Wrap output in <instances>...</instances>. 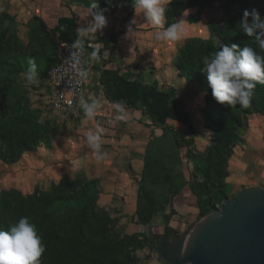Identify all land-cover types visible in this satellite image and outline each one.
<instances>
[{
    "label": "rangeland",
    "instance_id": "rangeland-1",
    "mask_svg": "<svg viewBox=\"0 0 264 264\" xmlns=\"http://www.w3.org/2000/svg\"><path fill=\"white\" fill-rule=\"evenodd\" d=\"M173 1L185 3L188 0H165L166 13ZM131 2L134 5V0ZM60 5L63 12L65 4ZM41 7L39 0H0V92L7 86L0 105V123L10 118H23L28 126L25 137L37 140L30 150L18 148L13 151L10 163L0 160V197L6 192H15L22 197L35 194L39 200L64 197V184L59 185L65 180L75 191L73 200L56 206L52 222L44 233H51L49 229H56L58 225L68 228L70 222L82 219L92 228L87 245L89 259L84 264H154L156 261L165 264L159 259L160 254H165V242L152 238L149 229L140 225L139 213L129 208L126 197L112 194L113 187L104 188L93 167L86 168L82 163L83 152L82 155L78 153L81 121L68 120L53 112L47 104V74L55 63L56 50L51 36L40 29L37 14ZM186 11L188 13L184 11L183 14L189 15V26L197 23L201 34L184 39L174 61L181 50L190 49V45L197 59L204 58L209 46L216 51L224 41L237 36L232 33V28L243 32L237 19L233 18L232 27L226 22L232 12L239 11L234 0H214L210 5L195 6ZM171 23L166 17L164 28ZM205 44L207 49L202 47ZM199 51L201 55H198ZM29 60L35 61L37 84L26 81L31 68ZM169 65L166 63V67L172 69ZM179 79L178 90L188 93L192 102L196 101L200 114L197 117L199 126L184 136L190 145L182 149L186 154L189 151L191 157L186 159L193 189L205 193V201L215 204V210L242 192L264 189V115L252 113L240 118V127L236 131L231 132L229 126H224L217 134L215 121L218 120L208 122L205 119V124L206 115H201L206 91L192 77L179 76ZM190 86L198 92L191 93ZM192 112V109L187 111L189 116ZM18 120L13 128L15 131L19 129ZM34 130L37 134H30ZM132 174L135 173L132 171ZM115 184L114 187L119 182ZM78 190L84 193H77ZM83 210L85 212L81 214ZM11 216H1L2 223L9 224L7 228L13 223ZM178 239V235L170 239L173 246Z\"/></svg>",
    "mask_w": 264,
    "mask_h": 264
},
{
    "label": "crops",
    "instance_id": "crops-1",
    "mask_svg": "<svg viewBox=\"0 0 264 264\" xmlns=\"http://www.w3.org/2000/svg\"><path fill=\"white\" fill-rule=\"evenodd\" d=\"M39 1L42 7L37 17L49 31L58 28L68 44L74 45L80 38L77 29L87 28L92 21L88 9L93 0ZM131 1L95 0L98 8L94 11H103L108 22L82 38L90 62L84 100L91 103L94 98L101 107L92 120H86L80 108L78 153L83 152L82 163L93 167L104 188L113 187L112 194L126 197L152 238L159 242L166 237L172 246L170 239L186 234L199 216L189 186L186 152L176 148L173 133H192L199 126L200 114L196 101L178 90L181 81L174 58L183 40L199 36L201 30L197 23L189 26V15L183 14L178 19L186 21L185 38L179 43L159 41L157 30L143 12H136ZM60 4H65L63 12ZM97 46L98 59L93 60L90 53ZM189 88L193 94L198 92ZM116 103L121 104L124 120L116 119L121 114ZM98 124L103 132L97 152L88 145L86 134L95 132ZM96 155L103 157L101 163L96 162ZM116 181L119 184L114 187Z\"/></svg>",
    "mask_w": 264,
    "mask_h": 264
},
{
    "label": "trees",
    "instance_id": "trees-1",
    "mask_svg": "<svg viewBox=\"0 0 264 264\" xmlns=\"http://www.w3.org/2000/svg\"><path fill=\"white\" fill-rule=\"evenodd\" d=\"M214 0H188L185 3H171L169 5L168 12L166 17L172 21L176 20L183 14L184 11L195 7V6H204L210 5ZM238 6L239 11L233 13L230 18L227 19V24L233 26V18L241 22L244 10L248 9H257L260 13L262 19H264V0H234ZM223 6H226L223 5ZM251 22V17H249ZM40 29L44 33H48L52 38V43L55 47V63H57L56 52L58 42H64L62 36L59 34L58 28L49 31L43 22H39ZM232 33L237 34L233 39H228L219 45L218 49L222 47H231L233 44L237 45V50L242 49L243 47L251 46L257 52L258 55L264 56V49L259 48L258 43L255 40V37H248L244 32L239 33L236 28H232ZM187 44L184 45V47ZM201 45V43H200ZM207 49L206 44L203 45ZM193 46L190 45L189 48H184L180 52L178 58L174 61L175 69L178 73V76L188 79L192 77L195 79V82L206 91V96L204 99V107L201 112V115H206L204 120L208 122H213L215 120V125L217 126L216 133L218 134V129H221L224 126H229L234 132L240 127V118H245L250 114L264 115V85H257L253 90V96L251 99L250 106L248 108H241L239 104L235 107L218 104L212 96V90L210 88L209 82L207 80V73L204 71V66L202 63L203 57L197 59L198 56L192 53ZM216 50V51H217ZM185 51V53L183 52ZM215 52L214 49L208 47V55ZM190 55L193 57L190 58ZM198 55H201V51L198 52ZM52 67V68H53ZM0 92V105L4 101V93L7 90V86L2 88ZM18 119H6L3 123H0V160L3 163H10L12 160V153L18 148L21 150H30V146L34 144L36 138L33 140L27 139L25 137V132L28 130V126L24 124L23 118H20L18 130H14L17 125ZM205 120V124H206ZM30 128V127H29ZM17 134L18 137H13ZM30 134H37V130H34V133L31 131ZM220 134V133H219ZM175 139L176 148H184L189 146L190 143L184 140V134L179 132L173 133ZM220 152V151H218ZM186 157L190 159L189 151L186 154ZM195 160V159H194ZM196 162V161H195ZM199 165H197V168ZM200 172H203L200 170ZM215 171H211L214 174ZM216 173V172H215ZM216 175V174H215ZM64 184L65 194L63 196H52L46 200H39L35 194L28 197H22L15 192H6L2 193L0 197V229L8 230L7 225L3 224L1 216L9 215L11 219L13 218V223L18 222L21 217H28L29 221L37 226L38 235L41 237L42 243L45 244V252L41 257V264H84L89 257L87 256V245H88V236L91 232V226L84 222L82 219L74 220L70 222L68 228L58 225L56 229L53 227L49 233L46 229L48 225L52 222L51 218L55 214L56 206H62L63 201L72 202L73 195L75 191L71 190V186L66 184L65 180H62L59 187ZM189 186L191 192L196 198L198 213L200 217H206L213 211H215V204H209L205 201V193L198 192L193 189V185L190 179ZM80 190L77 191V193ZM80 194H83L84 191H80ZM85 197V196H83ZM62 198V200H60ZM85 210L80 213L83 214ZM167 218L165 217V220ZM11 223V224H13ZM66 225V226H67ZM62 226V227H61ZM45 235V236H43Z\"/></svg>",
    "mask_w": 264,
    "mask_h": 264
},
{
    "label": "clouds",
    "instance_id": "clouds-1",
    "mask_svg": "<svg viewBox=\"0 0 264 264\" xmlns=\"http://www.w3.org/2000/svg\"><path fill=\"white\" fill-rule=\"evenodd\" d=\"M134 6L136 12H143L148 22L157 30L155 33L157 40L177 43L183 39L185 20L173 22L164 28L167 11L165 0H134ZM97 8L98 4L93 0L88 9L92 21L87 28L77 29L80 38L77 39L74 47L81 51L84 48L82 38L89 32L103 29L108 22L103 11H94ZM240 27L248 37L254 36L259 48L264 49V19L257 9L244 10ZM98 53L99 46L90 53L93 60L98 59ZM202 63L212 96L218 104L231 107L239 104L241 108H248L253 90L258 84L264 85V56L258 55L251 46L240 50H237L235 44L231 47H222L210 57L205 56ZM29 64L31 68L26 74V81L28 84H37L39 79L35 75V61L29 60ZM79 103L86 120H92L101 107L100 102L94 98H91V103L81 98ZM114 107L121 113L116 119L124 120L121 104L116 103ZM102 132L103 128L98 124L95 132L88 131L86 134L88 145L97 152L101 146ZM95 160L101 163L103 157L96 155ZM44 252L45 247L38 235L37 226L31 223L28 217H21L18 222L11 224L8 230L0 229V264H41Z\"/></svg>",
    "mask_w": 264,
    "mask_h": 264
},
{
    "label": "water",
    "instance_id": "water-1",
    "mask_svg": "<svg viewBox=\"0 0 264 264\" xmlns=\"http://www.w3.org/2000/svg\"><path fill=\"white\" fill-rule=\"evenodd\" d=\"M165 264H264V189L242 192L220 204L177 243L166 237Z\"/></svg>",
    "mask_w": 264,
    "mask_h": 264
},
{
    "label": "built area",
    "instance_id": "built-area-1",
    "mask_svg": "<svg viewBox=\"0 0 264 264\" xmlns=\"http://www.w3.org/2000/svg\"><path fill=\"white\" fill-rule=\"evenodd\" d=\"M56 54L57 63L47 74V104L53 112L76 121L81 118L79 102L84 99L86 71L90 62L83 50L65 41L58 42Z\"/></svg>",
    "mask_w": 264,
    "mask_h": 264
}]
</instances>
